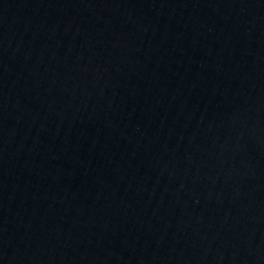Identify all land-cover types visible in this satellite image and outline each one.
Masks as SVG:
<instances>
[{"label": "water", "instance_id": "water-1", "mask_svg": "<svg viewBox=\"0 0 264 264\" xmlns=\"http://www.w3.org/2000/svg\"><path fill=\"white\" fill-rule=\"evenodd\" d=\"M0 264H264V0H0Z\"/></svg>", "mask_w": 264, "mask_h": 264}]
</instances>
